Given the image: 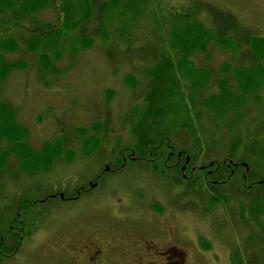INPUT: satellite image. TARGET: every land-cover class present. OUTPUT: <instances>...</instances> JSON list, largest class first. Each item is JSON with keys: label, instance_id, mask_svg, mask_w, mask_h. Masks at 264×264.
<instances>
[{"label": "rangeland", "instance_id": "374dc122", "mask_svg": "<svg viewBox=\"0 0 264 264\" xmlns=\"http://www.w3.org/2000/svg\"><path fill=\"white\" fill-rule=\"evenodd\" d=\"M120 1L105 13V26L101 35H90L92 38L89 47L82 44L84 41L81 32L75 30L66 33L70 29L66 28L60 0H54L37 13L23 14L13 9L10 10L11 13L1 14L0 11V20H6L5 25L0 26V43L7 39L14 41L11 51L0 48V57L12 65L24 63L26 68H13L10 74L2 77L6 76L0 80V102L14 107L13 113L17 115L19 123L29 130L28 142L34 149H39L45 141L58 139L63 140L65 146L76 155L72 162L58 161L50 172L39 171L35 176H26L27 173L22 171L20 177L16 178L13 170L8 172L6 167L0 170V233H4L5 225L6 232L13 216L12 211L20 210L21 213L27 214L24 220L26 223L30 222L32 213L30 210L22 211L23 199L36 201L53 194L56 187L82 184L90 174L104 167L100 161L97 165L93 155L90 158L79 156L81 142L75 137L79 134V131H76L79 127H89L95 122L102 126L101 146L98 147L97 154L116 152L117 147L132 148L135 138L131 136L127 120L130 111L141 104V95L149 81L146 73L150 70H147L148 62L145 61L137 59L138 62L127 58L123 62L121 58L124 50L148 44L149 40L143 42L150 33H154L159 40H156L157 46L159 44L163 51V43L167 45L163 36L167 34L166 28L171 26L167 21L180 19L187 13L197 12V21L206 28L214 26L215 13L212 17L202 10H197L201 1L215 5L214 8L218 10L230 12L240 24L264 37V0H132L133 3L130 0ZM70 3L78 5L79 8V0H71ZM77 17L79 14L75 18ZM100 20L93 19L89 22V27L99 25ZM46 27H50L49 32H55L51 36L40 37L43 42L38 45L37 51L29 52L27 46L32 40V35H36L37 41L40 31H48ZM157 31L163 37V43ZM149 47L150 49L140 50V53L148 55L152 50V46ZM208 49L211 55L209 66L214 69L224 62H230L235 55L230 50H221L214 43H211ZM106 50L111 53L109 60H118L115 70L105 56ZM166 53H169L167 48ZM42 54L47 56L45 63L41 61ZM191 60L199 64L204 61V57L196 53ZM212 71L216 74L218 70ZM127 77H133L137 82L136 89L133 90L125 84ZM184 78L186 81L185 74ZM188 85L189 82H182V87ZM107 90L114 92V96L109 95L112 97L110 101L107 100ZM258 98L256 100L259 104L253 102L247 110L244 107L242 110L241 107L235 115L236 119L240 117L243 121L239 128L223 125L219 128L224 119L214 117L211 120L206 116V112V115L204 113L201 116L200 123L196 121L195 116L187 120L181 115H176L174 120L171 119L172 123L176 122L172 128L184 129L182 136L175 140L176 144L183 147L182 143L187 142L184 147L188 149L195 140L203 142L207 139L205 137L212 135V143L215 145L208 147L211 159L228 158L229 151L235 156L233 160L241 159V162L248 164L256 178L264 176V86L259 88ZM215 127L219 132L211 133ZM252 144H255V155H250L244 149V146L248 148ZM5 148L1 143L0 153ZM62 157L67 160L66 155ZM210 160L202 161L208 163ZM200 163L197 162L194 167L200 166ZM242 173V169L236 171V175ZM129 174L107 176V183L113 188L112 191L95 189L94 198L80 199L77 208L72 204L69 207L56 197L49 199L41 207L44 206V210L50 213L37 218L35 233L22 242L14 257L0 258V264H56L63 252L54 241L48 240L59 232L62 234V242L66 245L69 244L71 235H104L112 238L115 245L122 243L119 247H127L138 253L141 257L138 264L142 263L143 259L150 258L154 251L152 260H159L162 251L159 247L155 248L154 242L149 239H152L151 235H157L156 231H160L162 234L159 235L162 236L168 226L182 239L184 245H178L183 251L177 252L187 264H255L253 255L263 260L262 263L256 260V264H264L261 250L264 247L257 241L263 233L260 228L254 229L250 226L248 215L246 219L239 217L236 199L232 198L228 205L222 201L210 204L209 201L206 202L208 193L202 190L199 199L191 194L190 197L179 200L180 190L178 189V193L173 187L165 185L157 175L146 172V175L142 174L144 177L140 178L141 174ZM195 190L192 193H195ZM118 199L123 203L132 199V208L128 210V214H123L125 208H116ZM134 203H141V206H136L142 208L141 212L134 209ZM155 204L164 206L163 217L156 227L150 225L146 228L147 222H154L149 212ZM250 235L254 240H250ZM134 236L137 239H134ZM146 239L149 245H143ZM235 254L236 261L233 260Z\"/></svg>", "mask_w": 264, "mask_h": 264}, {"label": "trees", "instance_id": "16d2710c", "mask_svg": "<svg viewBox=\"0 0 264 264\" xmlns=\"http://www.w3.org/2000/svg\"><path fill=\"white\" fill-rule=\"evenodd\" d=\"M53 1L0 0V11L1 14L11 13L12 11L10 10L13 9L23 14L37 13L48 7ZM60 1L62 4L61 12L64 13L67 23L66 28L70 29L66 33L75 30L78 33L81 32L82 40L84 41L82 44L85 47H89L91 44V34L97 36L104 31V15L109 8L115 7L121 2L120 0H110L108 2L79 0L78 8V5H71V0ZM214 6L211 3L201 1L197 8V10H202L206 13L207 16L211 15L214 17L215 13L216 22L214 26L206 28L197 21V12L187 13L181 16L180 19L167 21L171 25L166 28L167 34L163 36L167 45L163 43V37L157 31L163 43V51L159 44V48L157 46L158 38L154 33H150L143 42L146 43L149 40L148 44L131 48L130 50L127 48L122 52L123 57L121 60L123 62L127 58L129 60L138 59L145 61L148 62L149 69L147 70H150L146 73L149 81L141 95V104L136 105L130 111L127 120L131 136L135 138L132 148L135 149L136 156L140 157L146 156V152L143 151L145 148L158 147L163 149V159L154 165L153 171L162 178L165 185L173 187V190L177 192L178 189L180 190V193L178 192L179 200L185 197L188 198L191 194L199 199L203 193L202 190L208 193L209 197L206 202L209 201L210 204L222 201L225 205H228L232 198L236 199L239 217L246 219V215H248L250 226L254 227V229L256 227L260 228L264 234V176L256 178L248 164L245 163L248 168V171H246V168L242 166L243 162H241V159L233 160L232 158L235 156H232L233 153L229 151L227 152L229 154L228 158L211 159L212 155L208 154V147L215 145L212 143V135L205 137L207 139H204L203 142H196L195 140L194 144L188 149L184 147L187 142L182 143L184 144L183 147L177 145L175 140L182 136L181 132L184 129L172 128L176 122L172 123L171 119L173 118L174 120L176 115H181L187 120H190L189 117L195 116L196 121L200 123L201 116L205 112L209 119L214 117H222L224 119L223 123L219 124V128L222 125L239 128L243 123L240 117L238 119L235 118V115L239 113V109L244 107L247 110L253 102L259 104L256 100L259 99L258 90L264 86V37L258 36L253 30L240 24L230 12L218 10ZM77 14H79V17L75 18ZM154 18L157 19L155 15ZM93 19L97 21L101 19L100 24L89 27L91 26L89 22ZM5 23L6 20H0V26L5 25ZM46 30L48 31L39 32L40 36L37 41H35L36 35H32V40L27 46L29 52L35 53L37 51L38 45L43 42L40 37L51 36L55 32H49L50 27H46ZM153 37H155L154 40L152 39ZM7 40L0 43V48L4 47L5 51H11L13 49L11 44L14 46V41ZM211 43H214L221 50H230L235 54L234 58L230 62L222 63L217 69L211 68L209 66L211 55L208 49ZM149 46H152V50L148 55L140 53V50L150 49ZM166 48L169 50L168 54L166 53ZM105 53L106 58L109 60L111 53L109 50H106ZM196 53L203 55L204 61L202 63L196 64L191 60ZM40 58L44 63L47 60V56L44 54ZM109 61L111 67L115 70L118 60ZM19 66L26 69L24 63L22 65L13 63L12 65L0 57V80L5 79L8 73L10 74L13 71V68ZM212 70L218 71L215 74ZM184 74L187 77L186 81ZM4 75H6L5 78H2ZM133 77L125 78V84L134 90L137 88V82ZM182 82H189V85L182 87ZM106 94L108 95V101L112 99L109 95L113 94L114 96V92L111 90H107ZM13 110H15L13 106L6 102H0V144L3 143L6 147L0 153V170L6 167L8 172L13 170L14 177L19 178L22 171L29 173L26 176H35V173L39 171L50 172L58 161H73V157L76 155L74 151L65 146L63 140L45 141L39 149H34L28 142L29 130L19 123ZM102 129V126L95 122L89 127H79V130H76L79 131V134L75 135L81 142V145H79V156L90 158L93 155L97 165L102 157V154H97L98 147L101 146L100 133ZM216 131L219 132L217 127L212 128L211 133ZM248 148L244 146V149L250 155H255V144L248 146ZM117 149L121 148L117 147ZM191 149H193L194 155ZM180 150L184 151L185 155L190 156V163L184 171H182L183 162L177 168L167 170V165L170 163L166 166L161 164L165 162V156L169 151H173L176 154ZM63 155H66L67 160L62 157ZM206 159L211 160L208 163H204L203 161ZM199 161L201 162L200 166L194 167V164ZM210 164H213V166L210 167ZM256 166L259 167V164ZM191 167H194L193 171H191ZM32 168L34 170H31ZM239 169L243 170L242 175H236V171ZM129 172L135 176L142 173L140 168H135L134 166L122 171L124 174H129ZM191 172L194 174L192 182L190 181L191 178H189V173ZM184 175L185 179L183 178ZM193 182L194 188L192 190ZM259 182H263V185L261 186ZM221 188L223 189L220 190ZM1 189L2 180H0ZM224 189L226 190L225 192L223 191ZM194 190L195 193H192ZM31 203L27 200L24 201L22 211H31ZM12 212L13 216L6 227V232L5 225L4 233H0L1 259L14 257L22 244L20 241L21 235L17 234L18 227L16 226L15 214L14 211ZM0 223V227H2L1 218ZM10 227H13V234L10 233ZM263 234L260 235V239L259 237L257 239L261 247H264ZM7 235L8 244L5 243ZM252 235L257 238L254 233ZM252 235L249 236L251 241L254 240ZM206 247L209 246L206 245ZM261 250L264 255V248ZM236 254L233 257L234 261L237 260ZM253 257L255 264L256 260L262 263L263 260L261 258H256L255 255Z\"/></svg>", "mask_w": 264, "mask_h": 264}, {"label": "flooded vegetation", "instance_id": "af4514ba", "mask_svg": "<svg viewBox=\"0 0 264 264\" xmlns=\"http://www.w3.org/2000/svg\"><path fill=\"white\" fill-rule=\"evenodd\" d=\"M162 150L163 149L158 147L145 148L143 151L146 152V156L143 157L136 156L134 148H122L117 149L116 152L105 153L99 160L104 167H100V169L90 174L82 184L77 183L72 186L63 185L62 187H56L53 194L32 201L30 205V212L32 215L29 223H26L24 220L27 214L21 213L20 210L14 211L16 226L18 227L17 234L21 235V243L35 233L34 229H37L36 225L38 224L37 218L41 215L45 216L50 213V211L44 210V206L41 207V205L49 199L56 197L60 201L67 203L69 207L71 206L70 204H72L77 208L80 199L94 198L93 193L95 189H101L102 191L106 190V192L112 191L113 188H110L107 183V176H120L123 174L122 171L128 167L134 166L135 168H140L142 171L140 178H143L144 176L142 174L146 175V172L148 174L152 173L156 175L153 171L154 165L158 164L163 159ZM181 162H183L182 171H184L186 166L190 163V156L185 155L182 150L176 152V154L173 151H169L165 156V162H162L161 164L166 166L170 163L167 165V170H171L175 167L177 168ZM193 170L194 167H191V171ZM161 173L164 174L163 171H161ZM165 174L168 175L167 172H165ZM183 178L185 179V175ZM189 178H191L190 181L192 182L194 178L193 172L189 173ZM260 185L262 186L263 182H261ZM193 188L194 182L192 183V190ZM119 200L120 199H118V201ZM24 201L26 200L23 199L22 202ZM131 205L132 199L126 203L119 201L118 207L116 206V208L119 209V207H123L125 208L123 214H128V210L130 211L132 208ZM136 206H141V203H134V209L141 212L142 208H136ZM163 212L164 206L155 204L149 212L152 215L154 222H147L146 228L150 225L153 228L156 227L157 223L161 221L163 217ZM166 228L167 229L164 231V234H166L165 236L164 234L160 236L159 234L162 233L156 231L157 235H151V237H153L152 239H149L154 242V247H159L162 251L159 260H152V257L155 254L154 251V254L150 258L143 259V262L140 264H149L150 262V264H187L183 259V256L177 252L179 250L183 251L178 245V243L183 244V242H181L182 239L176 235V233L172 232L171 227L168 226ZM10 233L13 234V227H10ZM134 239H137V237L134 236ZM48 241H54L55 245L59 246L60 250L63 252V255L59 258L56 264H138L141 260L138 253L132 252L127 247H119L122 243L115 245L112 238H108L104 235L91 234L87 237L82 236L81 234H79V237H72L71 235L69 236L70 242L66 245L65 242H62V234L59 232L55 233L53 237L51 236ZM5 243L8 244V235L5 238ZM147 244L149 245V242H147L146 239L143 245Z\"/></svg>", "mask_w": 264, "mask_h": 264}, {"label": "water", "instance_id": "95a60500", "mask_svg": "<svg viewBox=\"0 0 264 264\" xmlns=\"http://www.w3.org/2000/svg\"><path fill=\"white\" fill-rule=\"evenodd\" d=\"M230 164H231V162H230ZM210 166H212V164H210ZM242 166H244L246 168V171H248V168H247L246 164L243 163Z\"/></svg>", "mask_w": 264, "mask_h": 264}]
</instances>
